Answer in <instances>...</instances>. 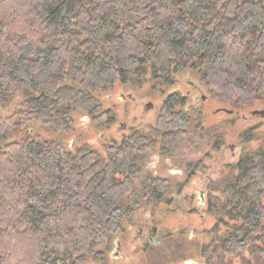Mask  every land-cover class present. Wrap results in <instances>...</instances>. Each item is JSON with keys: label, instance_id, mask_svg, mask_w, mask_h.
Returning a JSON list of instances; mask_svg holds the SVG:
<instances>
[{"label": "trees", "instance_id": "trees-1", "mask_svg": "<svg viewBox=\"0 0 264 264\" xmlns=\"http://www.w3.org/2000/svg\"><path fill=\"white\" fill-rule=\"evenodd\" d=\"M186 69L233 108L264 106V0H0V264L106 256L133 201L135 152L151 144L138 133L104 161L37 126L65 133L76 111H101L94 92L138 85L148 71L171 83ZM183 104L169 97L156 126L165 154L187 123ZM238 168L224 180L233 224L220 264L248 248L246 264H264V149Z\"/></svg>", "mask_w": 264, "mask_h": 264}, {"label": "rangeland", "instance_id": "rangeland-1", "mask_svg": "<svg viewBox=\"0 0 264 264\" xmlns=\"http://www.w3.org/2000/svg\"><path fill=\"white\" fill-rule=\"evenodd\" d=\"M198 82L202 86L200 91L192 84ZM197 94L198 104L193 100ZM186 95L185 104L177 106L176 110L182 111L187 123L178 127L179 137L169 158L157 155L161 149L162 129L149 138V149L144 153L135 152V163L139 162L144 167L143 174L151 172L172 179L174 183L169 185L166 195H172L173 187L175 194L184 197L185 202L182 200L174 205L166 199L154 209L153 216L158 220L161 236L158 245L142 247L126 241L121 250L123 257L112 256L107 259V264H190L191 260L198 259H203L204 264L221 263V239L233 224L221 210L227 200L224 180L232 181L238 176L241 159L264 149V117L251 113L264 109V106L239 110L223 103L210 92L198 71L186 69L175 73L171 83L157 80L148 71L138 85L116 82L107 90L94 92L93 96L102 105L101 111L91 115L76 111L74 124L65 133L37 126L40 134L62 139L66 146L76 140V146L87 145L107 161L115 152V147L124 142L129 128L151 135L150 129L157 126L167 99L171 96L183 99ZM202 96L205 99L202 100ZM148 103L152 104L151 108L146 107ZM222 107L239 111V114L217 112ZM13 109L12 104L5 111L10 113ZM125 123L127 126L124 128ZM195 168L202 170L203 175L196 173L190 176ZM183 169L187 171L186 175H181ZM207 174L212 181L210 188L205 178ZM183 176L189 177V181L184 183ZM135 184L139 185V182L135 180ZM204 186L207 190L205 205L198 196ZM175 206L178 207L173 211ZM222 214L224 222L221 221ZM134 218L136 220L137 216ZM209 246L211 251L207 254ZM216 247L219 249L214 252ZM253 258L248 248L236 257H226L225 263L246 264ZM93 261L91 259L87 264Z\"/></svg>", "mask_w": 264, "mask_h": 264}, {"label": "flooded vegetation", "instance_id": "flooded-vegetation-1", "mask_svg": "<svg viewBox=\"0 0 264 264\" xmlns=\"http://www.w3.org/2000/svg\"><path fill=\"white\" fill-rule=\"evenodd\" d=\"M194 88L195 86L197 87V89L202 90V86L201 84L198 82L196 83H192ZM198 91V90H197ZM191 93V91L188 93V95ZM186 95L183 100H184V104H185V100L186 97L188 96ZM131 96V95H130ZM205 99V96H202V100ZM194 102L196 104L199 103V97L198 94L194 96L193 98ZM183 104V105H184ZM182 106V105H181ZM147 108H151L152 104L148 103L146 104ZM224 108V107H222ZM236 113V112H234ZM232 113V114H234ZM237 114V113H236ZM253 115H257V114H253ZM127 126V123L123 124V127L125 128ZM155 128H151L150 133L151 135H147L144 133H140L139 131H135L134 128H129V134L125 137L124 141L126 142H131L134 141L135 135H137L138 133L142 135V138L149 140V138H151L152 136H156V134L158 132H156ZM163 134L161 133L160 135V139L162 138ZM76 140H74V142H71L70 147L71 149H75L76 147ZM231 148H234V146H231ZM146 151V150H145ZM145 151H140V152H145ZM157 155H159V157H166L169 158L170 153L169 154H165L162 146L160 151L157 153ZM137 167H138V175L136 176V178L134 179V185H135V192L132 196V203H131V208L126 212L125 215H128V217H126L124 219L123 222V226L122 229L117 232L114 237L111 240L110 243V249L107 251L106 256L92 262L91 264H107V259L112 258V256L114 257H123L122 256V248L123 245L125 244L126 241H129L130 244L135 245L138 244L142 247H149L151 245H158L160 243L161 240V236L158 233V220L153 216L154 215V209L157 207L158 203L162 200H170V204H176V203H181L183 200V203L185 202V198L180 196L179 194H175L174 192V188H172V195L169 197L166 195V191L168 190V188H170V184L172 185L174 182L172 179H169L167 177H162L160 175H155L151 172H149L148 174H143V169L144 167L141 166V164L136 163ZM157 165V164H156ZM196 170V171H195ZM198 169H193V171H191L190 176H194L196 173L197 174H201L203 175L202 170L197 171ZM183 172L181 173V175H186L187 171H185L184 169L182 170ZM208 175V174H207ZM205 176V178L207 179V187L210 188L211 186V179H209V175ZM188 176V175H187ZM182 177V176H181ZM184 177V176H183ZM184 183L189 181V177H184ZM135 180L139 182V185L135 184ZM161 183V184H160ZM155 184H160L159 187H161V189L159 190V196L155 195L154 190L150 189V187ZM205 187V186H204ZM154 188V187H153ZM206 187L205 189H201L200 190V194H198V196L200 197V201L203 203V205L207 204V192H206ZM197 196V194H196ZM153 199H158V202H153ZM178 206H175L174 208H172V210H176ZM135 216H137V219L135 220ZM201 258H204L201 257ZM172 264H176V263H172Z\"/></svg>", "mask_w": 264, "mask_h": 264}, {"label": "water", "instance_id": "water-1", "mask_svg": "<svg viewBox=\"0 0 264 264\" xmlns=\"http://www.w3.org/2000/svg\"><path fill=\"white\" fill-rule=\"evenodd\" d=\"M219 111H224V112H226L228 114H232V113L235 112L233 109H230V108H227V107L220 108V109H218L217 112H219ZM236 113L239 114V111H236ZM251 113L252 114H260V115H262L264 117V109H262V110H253V111H251ZM0 149H1V147H0ZM204 263H205V261L203 259L191 260L190 261V264H204Z\"/></svg>", "mask_w": 264, "mask_h": 264}]
</instances>
